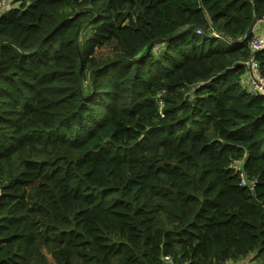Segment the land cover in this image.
<instances>
[{"label":"trees","instance_id":"16d2710c","mask_svg":"<svg viewBox=\"0 0 264 264\" xmlns=\"http://www.w3.org/2000/svg\"><path fill=\"white\" fill-rule=\"evenodd\" d=\"M263 18L264 0L1 11L0 264L263 254L264 95L243 85Z\"/></svg>","mask_w":264,"mask_h":264},{"label":"built area","instance_id":"2783aa9c","mask_svg":"<svg viewBox=\"0 0 264 264\" xmlns=\"http://www.w3.org/2000/svg\"><path fill=\"white\" fill-rule=\"evenodd\" d=\"M19 3V0H0V12L6 9L11 5H16ZM202 28L197 29L198 32H202ZM214 37H224V34L212 30L211 32ZM264 48V34H255L250 40V56L248 59H245L244 64L246 65V73L243 77V85L253 94V95H264V70L260 69V64L256 60L255 56L257 51ZM157 102L162 105L163 99L161 95H158ZM236 171L240 172L242 178L241 184H248L249 180L247 179L245 173L242 171V168L236 167ZM253 185V182L250 181ZM251 185V186H252ZM250 186V185H249ZM164 260L166 262L173 261L170 256H165ZM233 261L228 260L223 262V264H231Z\"/></svg>","mask_w":264,"mask_h":264},{"label":"crops","instance_id":"0c3cea01","mask_svg":"<svg viewBox=\"0 0 264 264\" xmlns=\"http://www.w3.org/2000/svg\"><path fill=\"white\" fill-rule=\"evenodd\" d=\"M258 28H260L261 30L257 33L259 34H264V24H260L258 26ZM263 259V255H255L254 253H252L251 255L244 257L238 261H234L231 264H262L264 262H261Z\"/></svg>","mask_w":264,"mask_h":264},{"label":"water","instance_id":"95a60500","mask_svg":"<svg viewBox=\"0 0 264 264\" xmlns=\"http://www.w3.org/2000/svg\"><path fill=\"white\" fill-rule=\"evenodd\" d=\"M253 25H254V24H252V26L249 28L248 32H247L246 35H245V39H246V40L249 39V37H250V35H251L252 31H253ZM257 52H258V51H257ZM242 167H243V161L240 162V168H242ZM248 185L251 186L252 183L249 181V182H248ZM165 264H174V263H172V262H165Z\"/></svg>","mask_w":264,"mask_h":264},{"label":"rangeland","instance_id":"374dc122","mask_svg":"<svg viewBox=\"0 0 264 264\" xmlns=\"http://www.w3.org/2000/svg\"><path fill=\"white\" fill-rule=\"evenodd\" d=\"M263 19H264V18H263ZM261 24H264V22H263V23H261ZM260 30H261V29H260V28H258V29H257V32H259ZM262 255H263L262 262H264V252H263V254H262ZM262 264H264V263H262Z\"/></svg>","mask_w":264,"mask_h":264},{"label":"clouds","instance_id":"9594fccd","mask_svg":"<svg viewBox=\"0 0 264 264\" xmlns=\"http://www.w3.org/2000/svg\"><path fill=\"white\" fill-rule=\"evenodd\" d=\"M260 51V50H259ZM166 262V261H165ZM168 262H171V261H168Z\"/></svg>","mask_w":264,"mask_h":264}]
</instances>
